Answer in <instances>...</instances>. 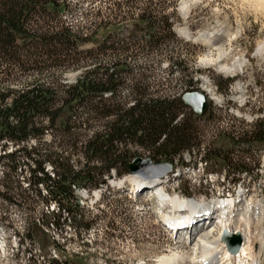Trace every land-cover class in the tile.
<instances>
[{
  "label": "rangeland",
  "instance_id": "1",
  "mask_svg": "<svg viewBox=\"0 0 264 264\" xmlns=\"http://www.w3.org/2000/svg\"><path fill=\"white\" fill-rule=\"evenodd\" d=\"M63 1L65 8L48 23L59 28L62 24L70 25L88 42L79 49L82 53L80 69L60 75L62 86L73 85L76 79L92 69L96 61L104 69H111L112 51H99V42L107 35L112 41L113 30L119 37L128 38L134 31L140 38L144 26L138 24V19L146 13L157 19L167 17L172 22V32L178 43L161 45L156 54L144 53L130 58L126 65L131 74L118 89L116 102L130 107L135 99L131 91L136 85L145 89L149 97L171 100L179 99L185 93L200 92L208 98L206 116L193 123L198 143L194 150L165 162L151 160L149 151L129 145L125 151L130 162L141 158L152 164L172 165V173L164 179L169 183L165 189L162 186L170 198L181 196L190 202L209 200L222 191L233 190L232 183H235V191L238 185H243L252 195L248 198L263 203L264 208V143L248 142L255 127L264 122V54L261 57L255 54L264 42V4L258 5L257 0H150L153 6L147 10V0H134L131 6L121 9L114 6L125 0ZM183 3L187 6L185 15L179 9ZM201 34L221 35V47L216 49L209 40L197 39ZM217 50L222 53L221 59L214 65L208 64V59L213 60L220 54ZM179 62L186 66L187 78L194 84L192 88L184 84L186 72L177 66ZM240 62L241 68L234 69L233 73L219 70ZM51 74L56 78L53 72L44 73L41 78H52ZM23 76L17 77L24 79ZM225 81H229L226 89L223 87ZM189 113L192 115L190 110L184 109L178 120ZM74 120L81 125L71 126V136L49 131L41 143L31 141L27 148L38 149L41 155L46 152L58 154L72 166H83L81 145L93 134L100 133L112 118L100 120L81 108L76 110ZM15 149L17 147L7 145L5 151L9 153ZM219 154L227 163L216 158ZM200 159L206 163L199 162ZM241 167L247 174L233 177L232 174H237ZM43 168L53 177L51 164L46 163ZM3 173L1 166L0 264H47L51 261L58 264H160L158 261L162 257L183 255L190 260L194 258L192 246H188L185 239L178 240L183 246L172 241L162 230L161 221L166 215L162 214L161 218L153 195L135 200L127 197V192L134 187L127 180L129 174L117 178L110 171L103 178L104 183L87 193L85 198L80 195L85 189L74 191L81 224H90L85 230L81 229V224L74 226L65 221L64 216L57 228L41 225L43 216L50 220L57 214L54 202L40 187L37 188L40 197H36L35 190L27 189L26 167L11 176L10 180L15 183L12 190H5ZM177 174L179 178L174 177ZM163 206L171 213L167 205ZM196 207L200 209L202 203ZM259 226L264 230V221ZM213 231L212 237H215L218 230ZM233 262L231 264H236Z\"/></svg>",
  "mask_w": 264,
  "mask_h": 264
},
{
  "label": "trees",
  "instance_id": "2",
  "mask_svg": "<svg viewBox=\"0 0 264 264\" xmlns=\"http://www.w3.org/2000/svg\"><path fill=\"white\" fill-rule=\"evenodd\" d=\"M125 1L114 8L131 6L134 2ZM64 6L63 0H0V165L4 171V188L12 190L15 183L10 180L11 176L26 167L27 189L35 190L36 197H40L37 190L40 187L56 205L57 214L50 217L52 223L43 216L41 225L56 228L62 216L74 226L82 223L75 190L85 189L90 193L98 189L110 171L117 178L128 174L127 146L136 145L149 151L151 160L170 162L198 146L193 123L199 120L190 113L178 120L185 109L181 98L149 97L145 89L137 85L131 91L135 99L130 107L125 108L115 100L125 77L131 74L126 65L130 58L144 53L156 54L161 45L178 43L167 17L157 19L143 13L138 19V24L144 26L140 38L134 31L127 38L119 37L113 30L112 41L107 35L98 45L103 53L112 51L111 69H104L96 61L73 85L62 86L60 75L80 69L82 53L79 49L88 42L70 25L62 24L59 28L48 23ZM152 6L147 0L145 8L150 10ZM177 66L186 72L184 84L192 88L194 84L187 78L186 66L182 62ZM51 72L56 78L52 74V78H41ZM19 75L25 78L20 79ZM228 84L229 81H225L223 87L226 89ZM216 85L222 91L220 84ZM81 108L100 120L112 118L100 133L93 134L81 145L83 166H72L58 154L41 155L38 149L27 148L31 141L41 143L49 131L71 136V126L81 125L77 120L72 121L76 110ZM249 139L251 143H264V122L255 127ZM7 145L17 149L6 153ZM216 158L227 163L220 154ZM30 163L34 166L30 167ZM46 163L53 166V177L45 173ZM243 171L246 170L241 167L237 174ZM80 226L87 230L90 224Z\"/></svg>",
  "mask_w": 264,
  "mask_h": 264
},
{
  "label": "bare ground",
  "instance_id": "3",
  "mask_svg": "<svg viewBox=\"0 0 264 264\" xmlns=\"http://www.w3.org/2000/svg\"><path fill=\"white\" fill-rule=\"evenodd\" d=\"M257 2L258 5L264 4V0H257ZM179 9L184 15L187 13V6L184 3L180 5ZM220 36L219 34H201L197 39L209 40L211 46L218 49L222 45ZM219 51L218 53H220ZM255 54L259 57L264 54V42L258 46ZM221 55L222 53L218 54L215 59H208L206 62L214 65L219 62L222 57ZM241 66V62L234 63L229 68L220 67L219 70L222 73H233L234 69H240ZM138 179L135 176H129L127 180L131 183H136ZM164 179L163 177L150 180L153 181L150 183L153 184V189L150 191V194L155 196L160 204L167 205L170 208L171 213L168 216L170 220L188 219L196 213H201L204 208L211 210L218 209V203L214 199L211 201L203 200L197 202L193 200L194 202H190L188 199L179 200L178 196L170 198L162 190V186L165 184ZM138 188L139 185L133 187V189ZM235 200H228L226 205H224V208L230 211L226 212L228 214L226 217L220 218L218 221V236L212 237L213 229L200 230L192 236L190 235L188 246H192L193 259L190 260L182 255L178 257L172 256L170 258L162 257L158 262L160 264H231L235 261L236 264H264V230L259 226L264 221L263 203L258 201L252 202L251 199L246 198L244 204L240 207L239 203L236 204ZM201 203L202 207L200 209L197 208L196 204ZM233 213L235 214L232 215ZM223 233L238 235L240 237V251L237 256H232L226 251L225 245L222 242Z\"/></svg>",
  "mask_w": 264,
  "mask_h": 264
},
{
  "label": "water",
  "instance_id": "4",
  "mask_svg": "<svg viewBox=\"0 0 264 264\" xmlns=\"http://www.w3.org/2000/svg\"><path fill=\"white\" fill-rule=\"evenodd\" d=\"M181 103L185 109L191 111L196 118H202L208 111V98L200 92L185 93L181 96ZM127 171L130 176H135L145 181L155 178H163L172 171V166L168 163L152 164L150 160L135 158L127 165ZM222 242L226 251L234 256L240 250V237L228 233L222 234Z\"/></svg>",
  "mask_w": 264,
  "mask_h": 264
},
{
  "label": "built area",
  "instance_id": "5",
  "mask_svg": "<svg viewBox=\"0 0 264 264\" xmlns=\"http://www.w3.org/2000/svg\"><path fill=\"white\" fill-rule=\"evenodd\" d=\"M244 174H247V173H244Z\"/></svg>",
  "mask_w": 264,
  "mask_h": 264
}]
</instances>
